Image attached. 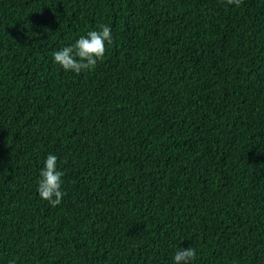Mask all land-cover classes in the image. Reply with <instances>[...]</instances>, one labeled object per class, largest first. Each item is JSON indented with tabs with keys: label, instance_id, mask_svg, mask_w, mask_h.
<instances>
[{
	"label": "trees",
	"instance_id": "16d2710c",
	"mask_svg": "<svg viewBox=\"0 0 264 264\" xmlns=\"http://www.w3.org/2000/svg\"><path fill=\"white\" fill-rule=\"evenodd\" d=\"M100 25L94 70L53 62ZM179 246L264 264V0H0V264H172Z\"/></svg>",
	"mask_w": 264,
	"mask_h": 264
},
{
	"label": "clouds",
	"instance_id": "9594fccd",
	"mask_svg": "<svg viewBox=\"0 0 264 264\" xmlns=\"http://www.w3.org/2000/svg\"><path fill=\"white\" fill-rule=\"evenodd\" d=\"M228 4L240 7L243 0H227ZM114 37L110 25H100L98 29L88 30L85 35L79 36L74 44L67 45L53 53V62L65 72L80 75L92 71L98 61L105 57L107 48L113 43ZM58 157L49 153L40 170L37 185L38 196L55 207L62 203L66 195L64 172L58 165ZM197 257V250L192 247L175 249L172 264H193Z\"/></svg>",
	"mask_w": 264,
	"mask_h": 264
}]
</instances>
